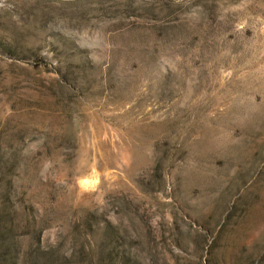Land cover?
<instances>
[{
    "label": "rangeland",
    "instance_id": "obj_1",
    "mask_svg": "<svg viewBox=\"0 0 264 264\" xmlns=\"http://www.w3.org/2000/svg\"><path fill=\"white\" fill-rule=\"evenodd\" d=\"M0 264H264V0H0Z\"/></svg>",
    "mask_w": 264,
    "mask_h": 264
}]
</instances>
